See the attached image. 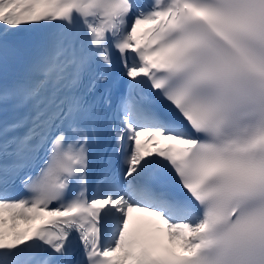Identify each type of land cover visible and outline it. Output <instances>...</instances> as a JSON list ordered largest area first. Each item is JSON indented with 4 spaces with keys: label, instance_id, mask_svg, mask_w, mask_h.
I'll list each match as a JSON object with an SVG mask.
<instances>
[{
    "label": "snow or ice",
    "instance_id": "6c2138e0",
    "mask_svg": "<svg viewBox=\"0 0 264 264\" xmlns=\"http://www.w3.org/2000/svg\"><path fill=\"white\" fill-rule=\"evenodd\" d=\"M0 264H264V0H0Z\"/></svg>",
    "mask_w": 264,
    "mask_h": 264
},
{
    "label": "rangeland",
    "instance_id": "374dc122",
    "mask_svg": "<svg viewBox=\"0 0 264 264\" xmlns=\"http://www.w3.org/2000/svg\"><path fill=\"white\" fill-rule=\"evenodd\" d=\"M21 226H23V224H21V225H20V227H19V229H18V230H20V229H21Z\"/></svg>",
    "mask_w": 264,
    "mask_h": 264
},
{
    "label": "bare ground",
    "instance_id": "6f19581e",
    "mask_svg": "<svg viewBox=\"0 0 264 264\" xmlns=\"http://www.w3.org/2000/svg\"><path fill=\"white\" fill-rule=\"evenodd\" d=\"M21 230H23V227H22V229Z\"/></svg>",
    "mask_w": 264,
    "mask_h": 264
}]
</instances>
